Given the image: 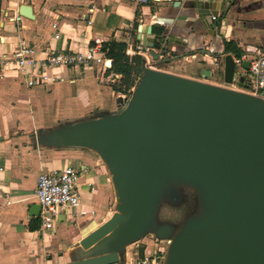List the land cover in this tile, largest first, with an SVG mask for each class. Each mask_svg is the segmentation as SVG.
<instances>
[{"label":"crops","instance_id":"obj_1","mask_svg":"<svg viewBox=\"0 0 264 264\" xmlns=\"http://www.w3.org/2000/svg\"><path fill=\"white\" fill-rule=\"evenodd\" d=\"M185 3L182 0L176 7L172 0H0V59L20 39L40 52L50 48L84 51L96 39H114L125 45L137 42L138 26L142 25L148 37L146 30L151 25L154 34V24L163 26L168 53L177 55L157 70L224 85L223 39L234 40L246 60L264 53V0H229L214 34L198 20L183 18L192 15L183 9ZM21 4L30 6L32 17L11 20L13 14H20ZM170 34L175 40H170ZM143 73L139 66L128 95ZM61 76L54 83L29 87L0 61V264H66L106 251L84 253L79 240L114 211L109 208L113 193L108 168L97 149L63 144L48 135L73 123L116 113L117 97L122 94L111 84L119 75L89 65L62 68ZM65 165L80 171L77 187L81 206L88 213L58 212L53 226L45 228L32 207L37 203L33 196L36 176L40 170ZM144 243L143 253L155 249L153 240ZM129 251L118 252L122 264H130L138 255L134 251L131 258Z\"/></svg>","mask_w":264,"mask_h":264},{"label":"water","instance_id":"obj_2","mask_svg":"<svg viewBox=\"0 0 264 264\" xmlns=\"http://www.w3.org/2000/svg\"><path fill=\"white\" fill-rule=\"evenodd\" d=\"M179 7L182 0H172ZM183 18L209 33L222 21L229 0H186ZM30 6L19 13L31 18ZM214 17V19L212 18ZM153 45L151 25L145 37ZM170 40H175L170 34ZM223 54V53H221ZM156 57V54H153ZM110 63V60H107ZM248 60L235 65L223 54L225 84H242ZM127 103L110 117L68 126L63 144L91 146L112 173L119 210L79 240L83 249L112 237L104 253L66 264H122L116 244L150 223L165 177L197 183L211 213L188 222L168 249V264H264V111L262 99L225 85L157 69H144ZM35 214L40 205H32ZM170 228L161 225L163 238Z\"/></svg>","mask_w":264,"mask_h":264},{"label":"built area","instance_id":"obj_3","mask_svg":"<svg viewBox=\"0 0 264 264\" xmlns=\"http://www.w3.org/2000/svg\"><path fill=\"white\" fill-rule=\"evenodd\" d=\"M23 1L15 0L16 3ZM140 1L144 2L146 0ZM93 8L94 6L91 5L89 11L91 12ZM21 17V14L16 12L10 19L20 21ZM212 18L214 19L213 16ZM87 22L89 23L90 19ZM103 41L106 40L96 39L95 43L84 51H59L50 48L40 52L32 44L20 39L10 52L1 54L0 61L4 69L10 70L14 73V76L22 78L27 86L47 85L62 79V68L89 65L106 68L108 58L106 57V49H103L101 45ZM123 51L129 56H139L141 71L144 69H158L166 60L177 56L168 53L170 51L166 48L164 39H162L159 47L150 46L139 41H127ZM41 53L43 55H40ZM154 53L156 57H153ZM233 59L235 65H240L245 57H233ZM247 60L246 73L250 75V78L247 76L246 83L249 88L247 92L264 99V53H259L254 58ZM231 85L234 86V84ZM120 97L123 101L127 95L122 94ZM79 173L80 171L77 168L70 165L38 172L33 196L40 205L39 216L43 227H52L55 216L61 211L74 209L77 212L69 214L81 216L88 213L81 206L80 192L77 187ZM153 241L156 245L155 249L149 253H143L141 256H136L130 261V264H158L159 260L164 257L165 247L170 244L171 239L156 237Z\"/></svg>","mask_w":264,"mask_h":264},{"label":"rangeland","instance_id":"obj_4","mask_svg":"<svg viewBox=\"0 0 264 264\" xmlns=\"http://www.w3.org/2000/svg\"><path fill=\"white\" fill-rule=\"evenodd\" d=\"M250 58H254V56ZM163 67L169 69V66L166 64H164ZM245 76L246 78L248 77L250 78V75L246 72H245ZM251 79L253 80V78ZM224 85L244 92H247V90L249 89L247 86L238 85L237 83H235L234 86L231 84H224ZM132 93H133V89H131L129 95L127 93V97L125 98V100L123 101L117 100V106L119 109H121L126 104L128 97ZM262 110L264 111V99H262ZM112 115L113 114L108 113V115L100 116L91 120H95L101 117H110ZM85 121H90V120H85ZM63 132L64 130L57 132L55 131V133L51 132L50 135H48V138L54 140V138L56 137L57 139V137L59 138V136ZM101 159L104 161V163L108 168L110 175L109 177L111 181V190L113 193V200L109 205V208H111L114 211H118L120 209L119 208L120 203L117 201L116 198L117 197L116 189L114 187L111 178L112 173L105 158L101 156ZM171 183H174V185H176L177 189L179 190V193H181L180 197H178V199L176 200H172L170 194H172L173 192L171 190H167L169 192L168 193L166 191V188H162L159 194L157 195L150 223H148V225H146L139 232L130 235L125 239L119 240V242L116 244L115 247L118 252L124 255L126 251L130 250L129 251L130 257L133 258L134 251H136V253L138 254L137 256H139L138 251L140 250V248H142V251L144 250L145 247L144 242L145 241L147 242L149 240H154L156 238L155 235L156 228L161 225H166L170 228L168 235H166V237L163 238H170L172 242L174 239H176L180 234H182L186 230V225L188 224V222H192L198 219L199 217H204L205 215L213 211L214 208L207 205L204 196H202L203 195L202 190L200 186L197 185V183L191 180L179 179V178H176V181ZM110 215L111 214H109L108 217H110ZM112 239H113L112 237L108 236L107 238L102 240L97 247L93 248L92 250H87L89 247L86 248L84 253L97 251L98 249L106 250L107 248L112 246L111 245V242H113ZM169 245L165 247L166 252L164 254V257H162L159 260L158 264H168Z\"/></svg>","mask_w":264,"mask_h":264},{"label":"trees","instance_id":"obj_5","mask_svg":"<svg viewBox=\"0 0 264 264\" xmlns=\"http://www.w3.org/2000/svg\"><path fill=\"white\" fill-rule=\"evenodd\" d=\"M155 40L153 46L159 47L162 41V31L163 26L154 24L153 26ZM223 52L230 53L235 58H241L244 54V51L236 44V42L232 39L224 40L223 39ZM102 48L106 49V56L111 59V64L106 66V68L113 72V74H118L119 77L115 79L114 82L111 84V88L120 94H127L128 90L133 84V80L135 75L138 72L140 66V59L137 55H128L124 53L125 44L116 42L114 39H109L102 42ZM240 85H244L248 87L247 83H242ZM118 101H121V97H117ZM29 227L32 228L33 226L29 224ZM142 248L138 251L139 256H141Z\"/></svg>","mask_w":264,"mask_h":264},{"label":"flooded vegetation","instance_id":"obj_6","mask_svg":"<svg viewBox=\"0 0 264 264\" xmlns=\"http://www.w3.org/2000/svg\"><path fill=\"white\" fill-rule=\"evenodd\" d=\"M174 181H176L175 177H165L162 180L161 185H160V189H159V192L162 188H166V191L171 190L173 192L172 194H170L172 200L178 199V197H180V195H181V193H179V190L177 189L176 185H174V183H171ZM159 192H158V194H159Z\"/></svg>","mask_w":264,"mask_h":264}]
</instances>
